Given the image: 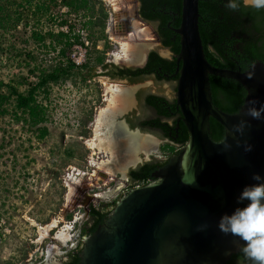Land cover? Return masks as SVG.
Instances as JSON below:
<instances>
[{
	"label": "water",
	"instance_id": "1",
	"mask_svg": "<svg viewBox=\"0 0 264 264\" xmlns=\"http://www.w3.org/2000/svg\"><path fill=\"white\" fill-rule=\"evenodd\" d=\"M198 19V0H181L180 23L174 30L179 39V52L174 56L175 96L172 82L150 76L130 83L99 72L104 103L90 136V166L125 180L131 169L153 162L146 156L156 151L159 142H167L155 132L128 125V120L152 116L138 101L140 92L168 100L174 96L188 140L156 171L154 182L102 204L117 200L105 222L83 238L79 264H226L240 251L239 238L223 234L218 223L222 215L243 206L237 205L236 198L245 186L255 183L252 175L264 176V120L244 115L248 101L264 103V63L256 62L244 72L211 66L205 58ZM151 51L169 57L155 43L142 64ZM210 76L232 79L245 89L237 113H225L213 104ZM210 119L224 128L218 142L210 137ZM241 119L250 122L243 135L233 133V125ZM246 145L252 146L251 152L245 151ZM79 242L76 236L66 252L48 244L39 264H63Z\"/></svg>",
	"mask_w": 264,
	"mask_h": 264
},
{
	"label": "rangeland",
	"instance_id": "2",
	"mask_svg": "<svg viewBox=\"0 0 264 264\" xmlns=\"http://www.w3.org/2000/svg\"><path fill=\"white\" fill-rule=\"evenodd\" d=\"M93 1L96 9L102 8L106 13L102 29H83V20L73 15L62 18L74 25V33L80 35L88 47L90 44L86 39L92 36L98 52L92 54V58L100 55L104 64L112 62L115 67L140 66L146 51L155 44L140 33L143 29L137 27L126 35H121V30H114V34L108 32L109 15L112 18L118 12L131 14L132 0H117V13L103 0ZM244 3L249 5L248 0ZM61 13L65 14L66 10ZM120 19L121 16L118 22ZM42 23L43 32L67 31L66 26L59 28L46 17ZM121 42L130 46L133 57L138 53V60L128 61L120 52ZM24 51L35 57L32 66L49 67L57 61L56 52L31 40L29 29L18 28L7 34L0 30V80L20 81L21 77H29V82L36 81L28 72L31 67L22 63L25 57H17ZM69 56L78 66L87 61L86 51L80 46L73 47ZM99 72L100 66L96 68L97 76L89 80L85 70L76 71L64 82L50 85L46 94H38V101L45 107L43 125L47 129L42 140H37L36 133L29 132L10 117L0 118V264H39L48 244L66 252L76 237L77 224L83 214L77 200L86 194H94L101 198L93 199L92 203L102 205L124 187L123 180L88 163L86 143L90 141L98 111L104 103ZM23 89L21 87L20 91ZM165 143L159 142L156 151H150L146 159H164L167 153L161 147ZM72 176L80 181L77 185L73 182L75 190L68 199L67 180ZM53 220L62 222L40 238L39 227H45ZM66 225L70 227L68 240L57 239L55 236Z\"/></svg>",
	"mask_w": 264,
	"mask_h": 264
},
{
	"label": "trees",
	"instance_id": "3",
	"mask_svg": "<svg viewBox=\"0 0 264 264\" xmlns=\"http://www.w3.org/2000/svg\"><path fill=\"white\" fill-rule=\"evenodd\" d=\"M140 2V16L147 22L157 24V30L162 38V45L173 54L171 61L160 58L155 52H150L147 62L142 68L118 69L112 67L105 75L112 78L126 79L130 83H137L145 77H154L161 80L164 73L175 72L174 56L179 52V39L174 30L179 27L181 0H138ZM66 13H61L62 10ZM198 29L208 63L216 68L244 72L256 62L264 63V9H256L244 3L238 11H230L224 0H198ZM64 15H73L81 18L83 29L104 27L106 13L102 8L96 9L93 0H0V30L4 33L16 31L18 28L29 29L30 38L41 43L43 48L56 52L57 61L49 67L32 66L35 57L31 52L24 51L17 57L24 56V66L30 76L36 81L29 82V77L19 80H0V118L10 117L16 123H21L29 132L36 133V139L42 140L47 135L43 125L45 120V107L38 101V94L46 91L50 85L64 82L74 72L85 70L87 78L96 77L98 66L106 70L103 57L96 55V45L92 36H88L86 46L81 37L74 33V25L63 19ZM54 22L59 28L66 26L67 31H42L43 18ZM59 20V22H57ZM169 24V26H168ZM170 28V29H169ZM174 37V40L172 38ZM80 46L85 49L87 61L82 66L70 58L73 47ZM21 64V63H20ZM162 76L159 78V76ZM172 77L171 81H176ZM212 102L221 111L237 113L246 96V91L238 82L221 77H209ZM23 87V91L20 88ZM137 98L143 100L146 108L154 111V118L146 120H128L132 128L137 127L143 131H152L161 138H167L171 143H165L161 149L167 153L165 160L160 163H145L129 171V178L134 183L146 184L151 181V174L166 164L167 160L178 153L176 145L183 147L188 140V134L182 122L179 123L177 138L175 135V121L172 126L167 123L170 111L175 110L174 101L168 102L165 98L154 94L138 93ZM210 137L218 142L224 136V128L213 119H210ZM170 134V135H169ZM116 201L106 205V208L90 209V222L85 223L80 230V240L92 235L102 225L111 213ZM82 243L76 249L68 252L63 264H79V254ZM226 264H250L243 254L231 256Z\"/></svg>",
	"mask_w": 264,
	"mask_h": 264
},
{
	"label": "clouds",
	"instance_id": "4",
	"mask_svg": "<svg viewBox=\"0 0 264 264\" xmlns=\"http://www.w3.org/2000/svg\"><path fill=\"white\" fill-rule=\"evenodd\" d=\"M224 3L228 10L238 11L243 0H224ZM248 3L253 8L264 9V0H248ZM244 115L253 120H264V103L258 99L248 101ZM246 127H250V122L241 119L233 125V133L243 135ZM245 151L251 152L252 146L246 145ZM251 179L255 183L245 186L236 198L237 205L243 206L236 207L231 214L222 215L218 228L225 235L239 238V250L250 264H264V176L254 173Z\"/></svg>",
	"mask_w": 264,
	"mask_h": 264
},
{
	"label": "flooded vegetation",
	"instance_id": "5",
	"mask_svg": "<svg viewBox=\"0 0 264 264\" xmlns=\"http://www.w3.org/2000/svg\"><path fill=\"white\" fill-rule=\"evenodd\" d=\"M131 14L127 13V12H118L117 14L121 16V19H120V22L118 23V26L111 22L110 20V29L108 30V32L114 34L116 30H121L119 33L121 35H126L128 32L133 31L135 30L137 27L139 28H142L143 30L140 32V33H143L145 34L146 36H148L150 38L151 41L155 42L157 44L158 47H160L161 49H165L168 51V54H169V57L166 58V57H163V56H160L158 53H156L160 58H163V59H166V60H169L171 61L172 58H173V54L171 53V51L168 49V48H164L163 45H162V38L160 36V34L158 33V30H157V24L156 23H152V22H147L145 20H143L140 16V2L138 0H132V7H131ZM119 16V17H120ZM121 24V25H120ZM122 26V28L119 27ZM114 26V27H113ZM169 26V24H168ZM116 27V29H115ZM118 27V29H117ZM170 29V28H169ZM115 30V31H114ZM114 32V33H113ZM172 40H174V37L172 38ZM151 52H154V51H151ZM150 53V52H149ZM149 53L146 55L145 57V61L143 62V64L141 65L142 67H144V65L146 64L147 62V58H148V55ZM136 60H138V58L136 57ZM104 65H107V69L104 70L102 69L101 67V71H104V72H108L110 68L114 67L113 63L112 62H107L105 63ZM142 67H138V68H142ZM118 69H126V68H123V67H117ZM175 72H176V63H175ZM175 72L173 74H169V73H164L163 74V78L166 79L167 82H172L174 87H173V94L175 96V89H176V83H177V80L176 81H171L172 77H175ZM108 77H110L109 75H106ZM159 78L162 77L160 75H158ZM161 80H158V81H165L164 79L160 78ZM173 96V98L171 100H168L166 99L165 97L163 96H159V97H162V98H165L168 102H171L174 101L175 103V97ZM137 97V96H136ZM138 99V98H137ZM142 103V105L144 106V103H143V100H139ZM148 109L150 112H151V115L148 119H152L154 118V111L151 109V108H146ZM168 110L170 111V117L168 118L167 120V123L172 126L173 122L175 121V124H176V127H175V135L174 137L172 138L173 142L176 140L177 138V133H178V127H179V123L181 122L180 119H181V114L180 112L177 110L176 108V104H175V110L174 111H171L170 108L168 107ZM140 121H142L141 119H138ZM128 125H129V122H128ZM170 135V134H169ZM161 139H164V140H167V143H171L173 144L171 141H169L167 138H161ZM177 149H178V152H180L182 150V148L184 147H179L178 145H176ZM171 158V157H170ZM169 158V159H170ZM168 159V160H169ZM165 159H162V160H159L158 158H155V160L152 162V163H160V162H163ZM167 160V161H168ZM147 163V162H145ZM144 163V164H145ZM142 165V164H141ZM139 165V166H141ZM138 167V166H137ZM159 169V168H158ZM157 169V170H158ZM155 170L152 174H151V181H149L148 183L146 184H143V183H134L130 180L129 178V175L127 177V179L123 180V183H124V187L122 189H120V191L115 195L114 198H116L117 200H119L125 193H127L128 191L130 190H134V189H137V188H140V187H143L145 185H148L150 184L151 182H154L155 181V177H154V174L156 173ZM99 198L98 195H94V194H86L84 195L83 199H78L77 200V203L79 205L82 206V211H83V214H82V217L81 219L79 220L78 224H77V229H76V236L79 237L80 239V230L82 228V226L87 223V222H90V209L92 207L96 208V209H103V208H106V205H100V203L98 204V206H95L94 203H92L93 199H97ZM117 200H113V201H117ZM112 201V202H113ZM111 203V202H110ZM82 240L83 238L80 240V242L82 243Z\"/></svg>",
	"mask_w": 264,
	"mask_h": 264
},
{
	"label": "bare ground",
	"instance_id": "6",
	"mask_svg": "<svg viewBox=\"0 0 264 264\" xmlns=\"http://www.w3.org/2000/svg\"><path fill=\"white\" fill-rule=\"evenodd\" d=\"M108 6H110L111 7V9L112 10H116V1L117 0H103ZM120 2V1H119ZM114 13H117V11H115ZM113 17L111 18V22H112V24L114 23L115 24V26L119 23L118 22V18H119V16H118V14H113L112 15ZM110 23H109V28H108V30L110 29ZM115 29H116V27H115ZM120 47H121V53L125 56V57H127L128 58V61H133L134 59H135V61H136V57H133L134 55V53H132L131 54V50H130V46L128 45V44H126V43H123V42H121L120 43ZM138 54V53H137ZM137 54H135V56H137V58H138V55ZM139 57H142V56H139ZM86 145H87V147H89V142H87L86 143ZM78 181H80V180H78L77 179V177H75V176H72V177H68V180H67V184H68V199L70 198V196L73 194V192H74V190H75V188L72 186V184L71 183H73L74 182V184H78ZM80 183V182H79ZM76 187V186H75ZM70 203V202H69ZM69 208V207H68ZM60 222H62L61 220H59V221H57V220H53L49 225H46L45 227H39V235H40V238H43V237H45V236H47L48 235V233H49V231L50 230H52V229H54V228H56V227H58V224L60 223ZM69 230H70V227H68L67 225L66 226H64L58 233H57V235L55 236L57 239H62L63 241L64 240H68L67 238H68V233H69Z\"/></svg>",
	"mask_w": 264,
	"mask_h": 264
},
{
	"label": "built area",
	"instance_id": "7",
	"mask_svg": "<svg viewBox=\"0 0 264 264\" xmlns=\"http://www.w3.org/2000/svg\"><path fill=\"white\" fill-rule=\"evenodd\" d=\"M110 20H111V17H110V15H109L108 28H109ZM77 64H78V63H77ZM71 184H73V183H71Z\"/></svg>",
	"mask_w": 264,
	"mask_h": 264
}]
</instances>
